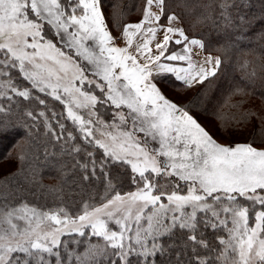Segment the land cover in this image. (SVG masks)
<instances>
[{"label": "snow or ice", "instance_id": "1", "mask_svg": "<svg viewBox=\"0 0 264 264\" xmlns=\"http://www.w3.org/2000/svg\"><path fill=\"white\" fill-rule=\"evenodd\" d=\"M259 5L145 0L141 18L121 26L124 14L109 4L106 15L104 0H0V132L49 138L59 153L46 147V162L71 157L84 182L103 188L78 201L70 189L65 201L63 184L33 174L26 188L12 183L17 173L0 177V264H264V138L221 143L192 114L199 94L177 103L157 83L171 75L191 89L224 63L210 53L196 59L208 45L189 35L186 17L192 28L210 23L230 35L218 49L226 55L233 40L264 41ZM236 95L249 93L236 86L225 103ZM245 117L264 126V115ZM33 187L51 192L53 204L29 202Z\"/></svg>", "mask_w": 264, "mask_h": 264}, {"label": "trees", "instance_id": "2", "mask_svg": "<svg viewBox=\"0 0 264 264\" xmlns=\"http://www.w3.org/2000/svg\"><path fill=\"white\" fill-rule=\"evenodd\" d=\"M173 2L174 0H169L170 5ZM253 2L255 10L258 11L260 8L259 0H253ZM109 4L118 5L117 11L124 14L120 20L122 26L124 23L137 22L141 18L145 0H104L106 15L111 11L108 7ZM175 10L178 13L182 11L179 8ZM192 23H195L194 18L186 17L184 27L188 29L190 36H195L205 41L208 47L204 53L219 55L224 60L217 76L210 78V82L206 81L204 85H198L191 89L185 88L182 83L176 81L171 75L163 76L158 79L157 83L164 94L177 103H188L199 94L194 107L191 109L192 114L202 125L201 118L215 124L220 136L251 135V138L244 141L249 142L255 135L256 140L259 141L264 138V126L260 125L256 117H245V113L251 109L257 115H264V41L258 42L255 38L251 40H233L236 43V47L230 49L225 55L222 49H218H220L221 44L232 39L230 35L218 32L210 23L206 25L197 24L195 28L191 27ZM108 24L112 28L113 34L119 35L111 18H109ZM47 35L48 38H53L51 32H48ZM244 60L249 61L246 70L240 68V64ZM253 69L257 73L256 77L251 81L245 79V71L251 72ZM236 86L244 87L249 95L232 96L231 100L225 103L228 94ZM40 95L42 98L47 99L49 107L54 108L56 111L62 110V106L58 102L53 101L49 97H44V94ZM241 100L246 102L239 108L231 106ZM32 107L39 110L41 106L33 102ZM218 115L222 116L223 120L217 119ZM233 117H235V120L232 119ZM105 118H110V113H105ZM24 133L25 129L19 127L0 132V168L8 167L6 171H0V177L10 173H17L12 183L22 184L26 188L28 185L25 183V177L31 178L33 174L45 186L63 184L65 201L69 199L70 189L78 193V195L72 196L73 201L86 199L89 195L99 196L103 194V188L100 186L99 181L84 182L81 179L79 170H72L74 161L71 157H60L57 155L50 157L47 162L44 160L43 152L46 147L49 152L55 151L59 153V146L53 147L54 142L50 141L49 138L40 136L29 143V140L25 139ZM259 146L260 144H257V147ZM20 155L25 157L23 161L19 160ZM36 155L40 156L39 160L35 159ZM62 163L67 164V169L62 170L60 168ZM18 169H20L19 172ZM62 171H67L68 175L66 177L63 176ZM112 171L115 174L120 170L113 168ZM123 181V190H129L130 185L126 175L123 176ZM77 185L81 187L78 188ZM31 191L35 195L31 193L25 194L31 203L40 206H51L55 200L54 195L48 192L46 188L37 191L33 187ZM76 207H79V205L77 204Z\"/></svg>", "mask_w": 264, "mask_h": 264}, {"label": "rangeland", "instance_id": "3", "mask_svg": "<svg viewBox=\"0 0 264 264\" xmlns=\"http://www.w3.org/2000/svg\"><path fill=\"white\" fill-rule=\"evenodd\" d=\"M203 125L214 135V137L219 140L221 143L225 144H231V143H237L241 142L243 143L244 141H247L249 138H251V135H236V136H220L218 131L216 130L215 124L212 122L202 119ZM8 167H3L0 168V171H6Z\"/></svg>", "mask_w": 264, "mask_h": 264}, {"label": "crops", "instance_id": "4", "mask_svg": "<svg viewBox=\"0 0 264 264\" xmlns=\"http://www.w3.org/2000/svg\"><path fill=\"white\" fill-rule=\"evenodd\" d=\"M173 48H175V46H173ZM204 55H207L206 53L202 52L201 56L196 57L197 60H200ZM212 55V54H211ZM216 56V55H213ZM181 83V82H180Z\"/></svg>", "mask_w": 264, "mask_h": 264}, {"label": "built area", "instance_id": "5", "mask_svg": "<svg viewBox=\"0 0 264 264\" xmlns=\"http://www.w3.org/2000/svg\"><path fill=\"white\" fill-rule=\"evenodd\" d=\"M117 43L119 44V43H120V41H119V40H117Z\"/></svg>", "mask_w": 264, "mask_h": 264}]
</instances>
